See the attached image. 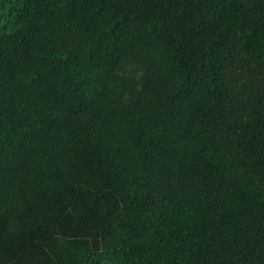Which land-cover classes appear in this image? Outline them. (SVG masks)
<instances>
[{
	"label": "trees",
	"instance_id": "1",
	"mask_svg": "<svg viewBox=\"0 0 264 264\" xmlns=\"http://www.w3.org/2000/svg\"><path fill=\"white\" fill-rule=\"evenodd\" d=\"M0 264H264V0H0Z\"/></svg>",
	"mask_w": 264,
	"mask_h": 264
},
{
	"label": "rangeland",
	"instance_id": "2",
	"mask_svg": "<svg viewBox=\"0 0 264 264\" xmlns=\"http://www.w3.org/2000/svg\"><path fill=\"white\" fill-rule=\"evenodd\" d=\"M153 62H155L153 56L145 49L128 57L115 74L113 82L115 90L120 94L131 93L136 86L140 85L141 79L149 75ZM236 75L240 78L237 88L244 90L245 96L251 94L255 88L254 79L246 73L236 72Z\"/></svg>",
	"mask_w": 264,
	"mask_h": 264
}]
</instances>
